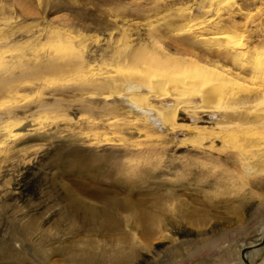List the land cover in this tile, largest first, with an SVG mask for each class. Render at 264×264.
I'll list each match as a JSON object with an SVG mask.
<instances>
[{
    "label": "rangeland",
    "instance_id": "obj_1",
    "mask_svg": "<svg viewBox=\"0 0 264 264\" xmlns=\"http://www.w3.org/2000/svg\"><path fill=\"white\" fill-rule=\"evenodd\" d=\"M0 51V264H264V0H0Z\"/></svg>",
    "mask_w": 264,
    "mask_h": 264
},
{
    "label": "bare ground",
    "instance_id": "obj_2",
    "mask_svg": "<svg viewBox=\"0 0 264 264\" xmlns=\"http://www.w3.org/2000/svg\"><path fill=\"white\" fill-rule=\"evenodd\" d=\"M164 52V51H163ZM0 53H1V51H0ZM232 55V56H234V57H236V58H238L239 56H242V54L241 53H239V52H233V53H231V52H229V55ZM165 55V54H164ZM163 55V56H164ZM176 57H178V56H175V58ZM179 58V57H178ZM177 58V59H178ZM187 58V57H186ZM193 58V57H192ZM235 58V59H236ZM163 59H164V57H163ZM168 59V58H167ZM177 59H174L173 58V61H175V60H177ZM172 59L170 58V59H168V64L170 63V61H171ZM181 60V59H180ZM182 61H183V59H182ZM181 61V62H182ZM166 62H167V60H166ZM180 62V61H179ZM184 63H186L187 64V66L188 65H191L193 68H195V69H197V70H204V72L203 71H201L202 72V74H204V73H207L206 71L207 70H209V71H211V73H212V71H214V72H217L218 74H220L221 76L224 74V71H222L221 69H218L216 66H211V65H206V64H202V63H200V62H198V61H196V60H194V59H185L184 58V61H183ZM182 62V63H183ZM176 63H177V61H176ZM179 64V63H178ZM175 65V64H174ZM176 66H178L177 64H176ZM183 66H185V64H183ZM220 66V65H219ZM243 66V65H242ZM174 67V66H173ZM179 67V66H178ZM192 67H191V70H192ZM186 68H189V67H186ZM185 68V69H186ZM222 68V67H221ZM242 68V67H241ZM190 69V68H189ZM184 70V69H183ZM230 70V69H229ZM194 71H196V70H194ZM196 73H198L197 71H196ZM211 73H208V74H211ZM234 73H236V72H234ZM234 73H232L233 75H235ZM199 74V73H198ZM231 74V73H230ZM232 74H231V76H232ZM193 75V74H192ZM213 75H215L214 73H213ZM229 75V74H228ZM237 76V75H236ZM239 76V75H238ZM238 76L235 78V80L238 78ZM228 77V76H227ZM233 77H235V76H233ZM224 78H226V77H224ZM240 78V77H239ZM228 79H230V78H228ZM218 81L220 82V80L218 79ZM234 81V80H233ZM182 82V81H181ZM194 82V81H193ZM222 82V81H221ZM231 82V84H235L236 82H233L232 83V81H230ZM196 83V82H195ZM225 83V82H224ZM240 83V82H239ZM182 85L184 86V84L182 83ZM195 85V84H194ZM172 89H175V88H172ZM261 90V89H260ZM182 91V90H181ZM177 92V91H176ZM170 93H172V91L170 92ZM256 93H258V92H256ZM260 95L261 96H264V88L262 89V91H260ZM186 94V93H185ZM209 95V94H208ZM256 95V94H255ZM255 95H253V96H255ZM258 95V94H257ZM260 95H258V96H260ZM207 96V95H206ZM202 98H204V97H202ZM254 98H256V96L254 97ZM181 100V99H180ZM262 100V99H261ZM184 101V100H183ZM228 101H231L230 103H232V105H234V106H240V107H246L247 105H248V103L251 101V96L250 95H236V96H234V97H231V98H229V100ZM185 103V102H184ZM251 103V102H250ZM183 105V104H182ZM178 106H179V103H178ZM190 107H191V105H189ZM175 108H173L172 110H171V112L169 113V117L172 119V121L174 120V118H175V115H176V113H177V106H174ZM206 108H207V106H205ZM208 107H210V106H208ZM228 107V106H227ZM170 109V108H169ZM226 109V108H225ZM229 110V109H228ZM241 111V110H240ZM144 112H148V110H144ZM152 114V113H151ZM228 114V113H227ZM256 114V113H255ZM224 116H226V122H225V125L226 126H234V127H237V128H246L244 131L241 129V131H243L244 133H248L249 132V123H251V122H246V121H244L241 117L242 116H240L236 121H232V120H230L229 118H230V116H228V115H226V114H224ZM255 116V115H254ZM264 120V115H262V114H257L256 115V119H255V123L256 124H258V123H260L261 121H263ZM254 123V124H255ZM19 125V123L18 122H12V123H10V122H8V123H6L5 121H4V123H3V125H1L0 126V137H2V139H14L15 138V135H13L12 134V132L15 130V128L17 127ZM29 126H34V124L33 123H30V124H28L27 125V127L26 128H28ZM240 131V130H239ZM240 135V134H239ZM243 135V134H242ZM253 136V135H252ZM250 138H251V135H250ZM7 142V141H6ZM1 143H2V141L0 142V163H2L7 157H8V154H9V152H10V149H11V147H9V148H6V149H3L2 148V146H1ZM237 143H239V142H237ZM247 143V142H246ZM13 146V145H12ZM236 146V145H235ZM240 149H239V148ZM243 147H244V145H243ZM242 146L241 145H237V147H236V149L238 150V153H239V156L241 157H245V158H249L251 155H250V153H248V152H246L247 150H246V148L244 147V148H242ZM250 151V150H249ZM252 151V150H251ZM11 153V152H10ZM22 186H24V185H22ZM152 225V224H151ZM149 226L148 227V229H147V233H152L153 232V229H154V227H153V225L152 226ZM46 253H42V252H40V253H37V255L38 256H40L41 258L43 257V258H46V255H45ZM71 256V258L73 259V260H86V258H88V260H90V261H92V260H94L97 256H94L93 254H82V253H76V254H71L70 255ZM38 258V257H37ZM246 258H247V256H246ZM38 260V259H37Z\"/></svg>",
    "mask_w": 264,
    "mask_h": 264
},
{
    "label": "water",
    "instance_id": "obj_3",
    "mask_svg": "<svg viewBox=\"0 0 264 264\" xmlns=\"http://www.w3.org/2000/svg\"><path fill=\"white\" fill-rule=\"evenodd\" d=\"M263 242H264V237H263V239L261 240V242L258 243V245H259L260 243H263ZM248 248H250V247L247 246V247H245V248L242 249V258H243V260L245 261L246 264H249V262H248V260H247V258H246V251H247Z\"/></svg>",
    "mask_w": 264,
    "mask_h": 264
}]
</instances>
